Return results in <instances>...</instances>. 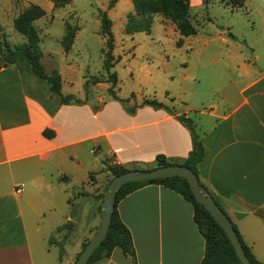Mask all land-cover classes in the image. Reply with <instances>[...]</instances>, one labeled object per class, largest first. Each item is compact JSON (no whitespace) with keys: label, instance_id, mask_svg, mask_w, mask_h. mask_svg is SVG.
Wrapping results in <instances>:
<instances>
[{"label":"crops","instance_id":"0c3cea01","mask_svg":"<svg viewBox=\"0 0 264 264\" xmlns=\"http://www.w3.org/2000/svg\"><path fill=\"white\" fill-rule=\"evenodd\" d=\"M111 1L105 0L101 8L107 15L121 2ZM19 2L22 7L16 9ZM188 2L189 10L219 4L236 12L237 50L223 55L226 69L214 56L201 61L208 71V88L166 94L160 103L169 111L142 105L143 101L134 106L131 99L122 102L127 112L119 115L128 123L124 128L108 129L115 119L106 111L108 101L89 94L91 87L97 91L98 82L84 86L81 94L72 90V73L78 70L70 59L76 25L66 20L59 52L40 48V61L47 74L55 70L60 75L62 96L71 95L79 103H61L27 64H10L0 55V264H74L80 252L76 240L67 242L73 250L60 260L55 252L59 246L49 243L55 233H64L57 228L71 221L73 198L68 190L91 182L93 192L87 193L96 201L97 190L110 174L107 166L148 169L158 155L184 160L192 139L177 119L181 115L191 119L204 148L197 165L200 182L251 255L264 264V0H244L240 6L231 0ZM31 5L45 13L32 24L43 18L50 23L49 14L59 9L50 0H0L1 33L7 24L16 31L14 20ZM66 23L77 28L67 51L61 43ZM219 32L216 40L233 45L236 37L229 28ZM62 55L66 63L61 67L57 57ZM101 89L107 92L108 84ZM45 130L52 132L51 137L43 135ZM116 209L131 234L137 264H201L205 242L193 221L192 205L178 193L147 184L122 198ZM99 264L133 262L115 247Z\"/></svg>","mask_w":264,"mask_h":264},{"label":"rangeland","instance_id":"374dc122","mask_svg":"<svg viewBox=\"0 0 264 264\" xmlns=\"http://www.w3.org/2000/svg\"><path fill=\"white\" fill-rule=\"evenodd\" d=\"M145 1L149 5L155 4L154 0ZM103 2L105 0H73L70 5L49 14L48 17H52L50 23H46V19L43 18L34 22L32 26L37 31L41 50L52 51L56 54L60 50L58 40L64 33L65 21L78 27L75 45L70 52V59L78 67V70L72 73V90L76 94H81L84 86L86 88L91 87V84L95 82L99 83L97 91L95 92L91 87L92 91L89 94L98 98L99 95H103L106 98L104 101H108L106 111L115 118L108 129L124 128L128 124L124 117L119 115L120 112L126 111L123 103L113 99L108 91L107 93L106 90L101 89L103 83H107L110 88L109 77L112 73L116 75L113 93L120 98H128L124 102L131 99L130 105L133 106L139 105L144 99L165 102L166 94L185 95L193 89L205 91L208 88L206 78L208 71L203 69L200 62L214 56L221 59L220 64L226 69L227 64L225 63L228 60L223 55L227 50H232V52L237 50V13H232L222 5L211 4L206 9L192 7L189 10L190 21L196 29V35L184 38L182 46L177 47V41L181 36L176 24L160 14L151 17L149 33L126 34L124 26L127 22V15L125 17V13L131 10L130 14H134V6L131 0H121L120 4L115 5L114 10L109 12V16L107 15L111 21L113 45L110 52L112 67L106 69L104 66L107 51L106 37L102 33L100 24ZM16 7V9H21L22 3L19 2ZM27 9L21 11L19 15ZM163 23L167 28L163 26ZM226 28H229V33L236 37L233 45L229 47L216 40L219 31ZM3 33H1L3 37L0 42L2 52H6V45L14 48L25 42L23 35L8 24ZM57 58L62 67L66 59L63 55ZM233 65L231 64L232 71ZM79 72L82 76H79ZM43 83L46 84L44 81ZM100 102L98 101L99 104ZM113 177L110 173L97 190L96 201L87 193V191L93 192L92 185H89L91 182H87L88 184L85 182L77 188L68 190L73 198V203L69 207L71 221H68L73 223L72 231L55 233L51 237L53 242L63 243L62 252L64 253L62 254L73 250V246L67 243L73 239L76 240L75 248L78 247V251L81 252L83 244L96 232L100 224V204L103 194ZM79 237L80 239L82 237L81 241ZM55 252L58 254V259H62L61 248L58 247Z\"/></svg>","mask_w":264,"mask_h":264},{"label":"trees","instance_id":"16d2710c","mask_svg":"<svg viewBox=\"0 0 264 264\" xmlns=\"http://www.w3.org/2000/svg\"><path fill=\"white\" fill-rule=\"evenodd\" d=\"M55 8H61L70 3L71 0H50ZM134 6V14H127V22L124 26V31L126 34H134L138 32L149 33L151 30V17L160 14L176 24V28L181 38L178 39L176 46L180 47L184 37H190L196 35V29L190 21L189 16V2L188 0H154V5H149L145 0H131ZM244 0H231L233 6H240ZM113 0L111 1V4ZM110 4V5H111ZM45 15L44 11L35 5H31L26 11L19 15L14 20V27L17 32L23 35L25 42L14 48H10L8 45L5 46L6 52L1 51L0 45V55L7 63H25L28 65L29 70L35 74L41 80H44L49 85V91L60 97L61 103H68L73 100L75 103H79L78 100H74L71 95L62 96L61 94V77L57 71L53 70L50 74L45 72L43 65L41 64V50L39 47V37L37 31L33 28L32 22L39 19ZM100 24L103 35L105 39L106 55L104 66L106 69L112 67L111 64V50H112V34H111V21L107 17L105 11H100ZM77 31L76 27L70 26L68 23L65 25V35L62 39V46L65 51H67L72 43L75 33ZM1 34L0 30V42ZM109 82L111 83L108 89L109 94L114 95L113 87L116 83V75L112 73L109 77ZM120 102L125 100L118 99ZM142 105H149L153 108H165L162 103L156 100L145 99ZM169 111V110H168ZM177 119L189 129L192 139V149L188 156L181 161L169 160L162 155H158L155 158V164L153 167L148 169H134L130 170L123 166H107V171H109L113 176L119 175L128 171H139L145 172L158 167H163L167 165H179L189 169L196 177L198 183L204 188L199 180L197 165L201 162L204 156V148L199 140L197 133L194 130L193 123L190 118L183 115L177 116ZM43 135L46 137H51L52 132L45 130ZM147 184H158L162 185L179 195H181L186 201H188L193 208V221L196 224L199 232L201 233L204 242L205 250L201 261V264H241L238 260L233 246L228 240L226 234L222 228L212 219L209 213L201 206L194 198L192 192L190 191L188 182L178 176L167 177L156 180H147L139 182H129L122 185L115 197H114V208L111 215V220L109 224L108 231L104 240L101 242L100 246L93 252L86 264H99L109 258L112 250L115 247H119L122 252L132 259L133 264H137L135 250L133 246V241L128 228L123 224L119 218L117 212L118 202L124 198L127 194L139 189L140 187ZM213 200L218 204L217 200L212 197ZM220 207V205L218 204ZM223 211V209L220 207ZM224 212V211H223ZM225 213V212H224ZM226 215V214H225ZM227 216V215H226ZM228 218V216H227ZM229 219V218H228ZM230 220V219H229ZM231 222V221H230ZM232 224V223H231ZM232 227L240 240V243L244 249V252L251 262V264H261L258 262L250 253L249 249L243 243L236 227L232 224ZM73 223L67 222L61 227L57 228L58 232L66 231L67 233L72 231ZM88 240V239H87ZM88 242V241H87ZM86 242V243H87ZM49 243H55L52 238ZM86 243L83 244V248ZM60 248V256L63 251V243H56ZM82 248V249H83ZM81 249V250H82ZM80 253V252H79ZM79 255V254H78ZM77 255V257H78ZM76 257V258H77Z\"/></svg>","mask_w":264,"mask_h":264},{"label":"water","instance_id":"95a60500","mask_svg":"<svg viewBox=\"0 0 264 264\" xmlns=\"http://www.w3.org/2000/svg\"><path fill=\"white\" fill-rule=\"evenodd\" d=\"M178 176L184 178L189 185L195 200L203 206L212 219L222 228L228 240L233 246L234 252L241 264H251L238 239L230 220L213 200L209 192L200 186L195 175L187 168L179 165H167L145 172L128 171L114 176L108 183L100 204V224L94 235L88 240L81 250L74 264H86L93 252L104 240L109 228L112 211L114 208V197L118 189L129 182L156 180L167 177Z\"/></svg>","mask_w":264,"mask_h":264},{"label":"built area","instance_id":"2783aa9c","mask_svg":"<svg viewBox=\"0 0 264 264\" xmlns=\"http://www.w3.org/2000/svg\"><path fill=\"white\" fill-rule=\"evenodd\" d=\"M21 192V186L17 187L16 193H20Z\"/></svg>","mask_w":264,"mask_h":264}]
</instances>
